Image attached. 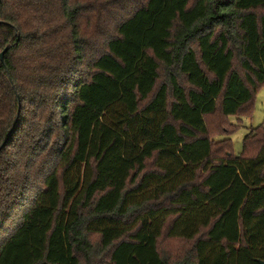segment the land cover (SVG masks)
Returning a JSON list of instances; mask_svg holds the SVG:
<instances>
[{"label": "trees", "instance_id": "obj_1", "mask_svg": "<svg viewBox=\"0 0 264 264\" xmlns=\"http://www.w3.org/2000/svg\"><path fill=\"white\" fill-rule=\"evenodd\" d=\"M140 3L73 78L83 1L0 0V264L264 260V128L234 155L229 136L214 150L205 119L231 135L228 117L252 113L264 0ZM166 225L198 235L178 259L157 247Z\"/></svg>", "mask_w": 264, "mask_h": 264}, {"label": "rangeland", "instance_id": "obj_2", "mask_svg": "<svg viewBox=\"0 0 264 264\" xmlns=\"http://www.w3.org/2000/svg\"><path fill=\"white\" fill-rule=\"evenodd\" d=\"M84 8L82 10L80 16V22L82 25V34L85 38V59L84 64L78 66L79 70L73 74V78L81 76L87 77V74L91 72L89 68L86 66L87 61L95 54L99 53L102 50V41L105 37L113 34V26L116 21L121 17L125 16L129 13V11L139 4L140 2H144V0H82ZM194 0H190L189 4H192ZM141 4V3H140ZM234 68L237 72L240 73L241 76L244 75L243 69L240 67L239 61L237 58L234 60ZM164 72L161 68L159 70V78L157 80L156 86H158L164 80ZM72 80V79H71ZM180 83L188 88L189 85L186 82L183 76L179 77ZM69 86L66 87L68 89ZM230 122H233L237 125V129L231 134L228 135L234 128L231 124H220V117L218 113H214L212 115L205 116L210 136L212 141L214 142V150H218L216 148L217 143L221 138L229 136L232 143V151L234 155H240L243 152V139L244 137L251 131L252 128L257 126H261L264 128V85H262L254 94L252 100V113L249 116H241L238 119L233 116L228 117ZM221 129V127H223ZM221 130L224 131L225 135L219 136ZM55 139L53 136L52 141ZM226 140H228L226 138ZM253 144V141L246 142V147L249 148ZM227 148V143L225 144ZM215 151L213 152L211 161L216 159V155H223V152ZM252 152V151H250ZM148 168H150V163L148 164ZM171 217L167 219L169 222ZM166 228L162 230L160 236L157 240V247L162 254H165L171 257L172 260L178 259L184 256L189 249L191 248L193 242L198 237L196 235L191 240H186L182 238L176 237H168L166 236ZM208 228H202L200 231V235L204 234ZM122 238H126L125 236ZM93 239H96L93 236ZM107 256L104 258L106 259ZM93 264H99L98 259H93Z\"/></svg>", "mask_w": 264, "mask_h": 264}, {"label": "water", "instance_id": "obj_3", "mask_svg": "<svg viewBox=\"0 0 264 264\" xmlns=\"http://www.w3.org/2000/svg\"><path fill=\"white\" fill-rule=\"evenodd\" d=\"M6 49H7V48H5V49L0 53V58H1V60L3 59V53L5 52ZM260 264H264V260H261V261H260Z\"/></svg>", "mask_w": 264, "mask_h": 264}]
</instances>
